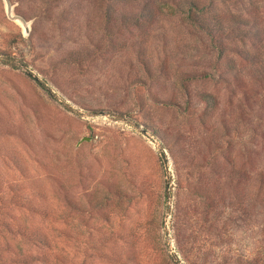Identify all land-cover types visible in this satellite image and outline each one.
Instances as JSON below:
<instances>
[{"label":"rangeland","instance_id":"obj_1","mask_svg":"<svg viewBox=\"0 0 264 264\" xmlns=\"http://www.w3.org/2000/svg\"><path fill=\"white\" fill-rule=\"evenodd\" d=\"M185 3L0 0V253L264 264V76L238 52L264 66V39L218 52Z\"/></svg>","mask_w":264,"mask_h":264},{"label":"trees","instance_id":"obj_2","mask_svg":"<svg viewBox=\"0 0 264 264\" xmlns=\"http://www.w3.org/2000/svg\"><path fill=\"white\" fill-rule=\"evenodd\" d=\"M234 3L237 1L240 11L235 13H228L223 15L219 11H212L210 3H202L200 0H186L185 7H183V12L185 18L192 24L198 26L199 28L206 31L214 43V46L217 48L218 52H224L228 50L222 39L229 38H239V39H248V40H261L264 39V17L262 13V7L260 0H231ZM264 1V0H263ZM211 2V0H210ZM264 6V4H263ZM148 7V8H147ZM244 9V10H243ZM144 8H141L143 11ZM150 10L149 6L146 4V12ZM151 11V10H150ZM238 52H244L250 55L248 59L258 62V71L259 75L264 76V66L259 54L248 53L246 50L238 49ZM207 96L206 94L203 95ZM5 228L10 232L13 231L10 223L8 224L5 221ZM27 227L18 229V233L27 232ZM16 233V232H14ZM30 234L34 235V238L40 242H44L45 239L42 237L41 233L38 230H31ZM5 241H10L6 239ZM6 247H2L3 253H0V264H48L49 259L47 255H33L30 253L18 252L17 257L10 258L7 255V251L10 250L11 245L8 242L5 243ZM18 247H15L11 250L17 251ZM19 251V249H18ZM3 256V257H2ZM2 257V258H1Z\"/></svg>","mask_w":264,"mask_h":264},{"label":"water","instance_id":"obj_3","mask_svg":"<svg viewBox=\"0 0 264 264\" xmlns=\"http://www.w3.org/2000/svg\"><path fill=\"white\" fill-rule=\"evenodd\" d=\"M89 137L88 136H83L82 138H81V140H83V139H88ZM81 140H79L78 142H80Z\"/></svg>","mask_w":264,"mask_h":264}]
</instances>
